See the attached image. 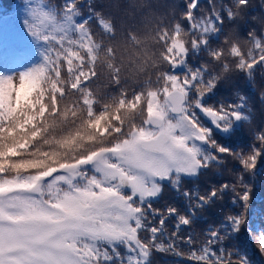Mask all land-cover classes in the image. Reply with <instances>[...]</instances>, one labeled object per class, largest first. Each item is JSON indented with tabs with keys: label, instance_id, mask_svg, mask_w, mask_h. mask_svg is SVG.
Instances as JSON below:
<instances>
[{
	"label": "snow or ice",
	"instance_id": "1",
	"mask_svg": "<svg viewBox=\"0 0 264 264\" xmlns=\"http://www.w3.org/2000/svg\"><path fill=\"white\" fill-rule=\"evenodd\" d=\"M199 2L188 0L182 12L187 28L177 21L161 22L154 30L159 35L153 48L163 51L166 70L154 73L155 81L151 77L142 81L138 90L120 94L117 107L139 110L143 118L127 131L123 125L114 128L116 138L103 147L58 163L54 152L33 149L39 125L48 116L49 93L53 116L59 111L57 100L71 94L74 107L79 104L95 117L90 126L100 128L108 113H96L108 92L92 85L101 77L95 66L102 45L94 38L90 19L77 20L82 15L79 0H64L59 10H31L32 20L25 24L33 37L46 42L43 61L15 75H0V264H151L153 250L183 255L178 250L181 226L190 225L199 211L234 186L225 184L202 195L184 191L190 201L187 214L173 206L155 208L152 198L158 197L165 184L179 191L182 174L197 175L219 162L221 154L237 159L246 171L254 169L264 153V128L253 132L260 147L247 153L219 144L211 128L201 123L197 110L226 131L234 120L249 119L245 97L234 104L206 105L202 98L220 74H210L208 62L192 68L187 56L207 50L220 63L227 53L236 58L235 70L251 77L257 66L264 69V35L249 32L251 46L246 52L229 39L224 41L226 49L211 47L210 35L221 34L224 13L228 20H235L247 11L250 0H232L231 6H213L197 16ZM93 7L88 5L89 16L95 17L105 36H111L113 25L106 15L93 12ZM109 7L119 11L120 4ZM222 67L225 73L231 71L228 63ZM181 68L182 75L178 74ZM47 77L57 79L45 87ZM114 119L119 122L118 113ZM65 142L73 141L66 138ZM26 154L31 158H19ZM239 199L247 210L248 192L244 190ZM173 216L176 231L168 234L167 222ZM225 221L209 226L199 246H193L192 235L183 237L189 248L187 259L194 264H250L240 251L223 247L231 233L248 227L245 213L227 215ZM249 233L257 231L249 228ZM256 239L264 253V229Z\"/></svg>",
	"mask_w": 264,
	"mask_h": 264
},
{
	"label": "trees",
	"instance_id": "2",
	"mask_svg": "<svg viewBox=\"0 0 264 264\" xmlns=\"http://www.w3.org/2000/svg\"><path fill=\"white\" fill-rule=\"evenodd\" d=\"M114 2H119V0H79L82 15L77 17V20L90 19L89 27L97 42L106 36L95 17L89 16V4L94 5L93 12L106 15V18L113 17V23L117 27L124 25L125 35H127V27L137 26L143 31H148L161 22L174 24L180 21L187 28V23L182 20V12L188 0H151L153 4L151 13L136 17H127L115 9H110L109 6ZM63 5L64 0H0V75H10L17 68L27 71L43 61L42 52L46 47V42L33 37L25 21L31 22L33 8H44L51 11L59 10ZM225 5L231 6L232 0H212L211 4L209 0H200L196 14L199 16L201 11L207 14L213 6L220 9ZM224 16L221 34L219 36L210 35L209 42L213 48L224 47L226 49L227 45L224 41L229 39L237 42L241 50L246 52L251 46L248 38L249 32H255L258 37L264 35V0H250V7L235 20H228L226 13ZM22 52L26 57L19 65H16L14 55ZM187 60L192 68L208 62L210 74H220V79L216 81L214 88L202 98V102L206 105H219L221 101L234 104L239 102L240 96L245 97L244 112L249 119L234 120L231 128L226 131L216 128L209 117L197 110L201 123L211 128L213 138L234 152L247 153L252 147L259 148L260 144L255 140L253 132L264 128V98H262L264 69L257 66L249 77L246 73L235 70L236 58L232 55L226 53L225 61L217 63L211 59L207 50L190 52ZM223 63H228L231 71L225 73ZM178 74H183L182 68ZM149 77L155 81L154 73ZM207 78L206 76L205 79ZM105 84L106 80L101 76L92 87L100 91L116 90L115 87L106 89ZM132 89L138 90V85H133ZM225 184L234 186V190L233 187H229L211 205L199 211L190 225L181 226L182 238L178 241V250L184 254L178 256L153 250L150 257L151 264H194L186 257L189 248L184 244L183 237L192 235L193 246H199L206 239L205 234L209 226L226 224L227 215H238L242 212L247 217L248 227H241L238 232L231 233L223 241V247L226 250L240 251L249 259L250 264H264V253L260 252L259 241L256 239V235L264 229V153L259 155L256 166L250 171L244 170L243 165L231 155L221 154L219 162L201 170L197 175L182 174L179 191L170 184H165L158 197L152 198L153 207L164 210L168 206H173L179 209L181 214H187L190 201L183 196L184 191L202 195L212 188H220ZM244 190L249 194L247 210L243 207V201L239 199ZM175 223L176 218L170 217L167 222L168 234L176 231ZM249 228L257 231L256 235L250 234ZM164 242H169L167 236L164 237Z\"/></svg>",
	"mask_w": 264,
	"mask_h": 264
},
{
	"label": "clouds",
	"instance_id": "3",
	"mask_svg": "<svg viewBox=\"0 0 264 264\" xmlns=\"http://www.w3.org/2000/svg\"><path fill=\"white\" fill-rule=\"evenodd\" d=\"M119 4V12L127 17L147 15L153 9L151 0H119ZM108 22L113 25L111 36H106L97 42L102 47L96 53L95 71L106 80V89H108L109 84L112 85V88L116 84L122 86L115 88V91L109 89L107 91L108 96L99 102L100 108L96 114L98 115L100 111L108 113L100 128L90 126L89 121L95 117L87 115V110L79 104L74 107L75 101L71 94L57 100L59 111L53 116L52 112L55 111V108L52 105L51 93H49L48 116L39 125L40 136L35 141L33 149L34 151L54 152L57 155V163L63 160H71L74 157L79 158L90 151L103 147L105 142L116 138L113 132L116 127L123 125L127 131L133 123H138L139 119L143 118L139 110L133 111L128 108L117 107L120 94L132 91L133 85H140L153 73L162 74L166 67L162 59L163 51L153 48V45L156 44V36L159 35L158 32H154L157 26L148 31H143L137 26L127 27V35H125L124 25L121 24L117 27L111 16L108 17ZM117 72L118 75L113 76V79H108L110 75ZM54 79L57 78L47 77L45 87H48ZM59 82L64 83L63 79H60ZM81 91H86V89H81ZM117 113L119 122L114 119ZM33 130L30 129L29 131ZM66 138L72 139L73 142L67 144ZM19 158L26 159L31 158V156L26 154Z\"/></svg>",
	"mask_w": 264,
	"mask_h": 264
},
{
	"label": "rangeland",
	"instance_id": "4",
	"mask_svg": "<svg viewBox=\"0 0 264 264\" xmlns=\"http://www.w3.org/2000/svg\"><path fill=\"white\" fill-rule=\"evenodd\" d=\"M25 70H17V71H14L12 74H10V75H15V74H17V73H20V72H24ZM16 83H18V81L16 82Z\"/></svg>",
	"mask_w": 264,
	"mask_h": 264
}]
</instances>
